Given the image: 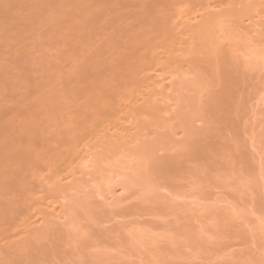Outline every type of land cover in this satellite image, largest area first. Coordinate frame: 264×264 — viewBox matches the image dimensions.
<instances>
[{"label":"rangeland","instance_id":"obj_1","mask_svg":"<svg viewBox=\"0 0 264 264\" xmlns=\"http://www.w3.org/2000/svg\"><path fill=\"white\" fill-rule=\"evenodd\" d=\"M0 264H264V0H0Z\"/></svg>","mask_w":264,"mask_h":264}]
</instances>
